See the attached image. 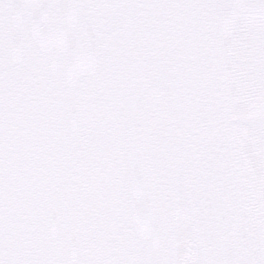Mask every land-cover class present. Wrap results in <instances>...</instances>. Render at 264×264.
Instances as JSON below:
<instances>
[{"label":"snow or ice","instance_id":"6c2138e0","mask_svg":"<svg viewBox=\"0 0 264 264\" xmlns=\"http://www.w3.org/2000/svg\"><path fill=\"white\" fill-rule=\"evenodd\" d=\"M0 264H264V0H0Z\"/></svg>","mask_w":264,"mask_h":264}]
</instances>
